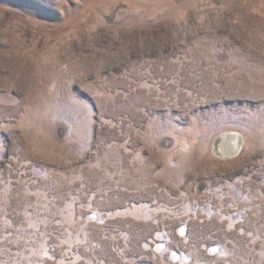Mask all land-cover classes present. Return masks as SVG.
Wrapping results in <instances>:
<instances>
[{
  "label": "rangeland",
  "instance_id": "1",
  "mask_svg": "<svg viewBox=\"0 0 264 264\" xmlns=\"http://www.w3.org/2000/svg\"><path fill=\"white\" fill-rule=\"evenodd\" d=\"M0 264H264V0H0Z\"/></svg>",
  "mask_w": 264,
  "mask_h": 264
},
{
  "label": "bare ground",
  "instance_id": "2",
  "mask_svg": "<svg viewBox=\"0 0 264 264\" xmlns=\"http://www.w3.org/2000/svg\"><path fill=\"white\" fill-rule=\"evenodd\" d=\"M240 135L236 133H223L220 135V142L218 144V150L223 156H236L240 153L242 143L240 141ZM216 139L213 141V148L216 145Z\"/></svg>",
  "mask_w": 264,
  "mask_h": 264
},
{
  "label": "water",
  "instance_id": "3",
  "mask_svg": "<svg viewBox=\"0 0 264 264\" xmlns=\"http://www.w3.org/2000/svg\"><path fill=\"white\" fill-rule=\"evenodd\" d=\"M240 141H241V138H240ZM224 157H230V156H224ZM200 189L202 190L203 188L201 187Z\"/></svg>",
  "mask_w": 264,
  "mask_h": 264
}]
</instances>
